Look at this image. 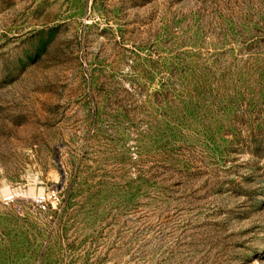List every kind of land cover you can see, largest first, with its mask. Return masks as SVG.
Here are the masks:
<instances>
[{"label": "rangeland", "instance_id": "1", "mask_svg": "<svg viewBox=\"0 0 264 264\" xmlns=\"http://www.w3.org/2000/svg\"><path fill=\"white\" fill-rule=\"evenodd\" d=\"M0 264H264V0H0Z\"/></svg>", "mask_w": 264, "mask_h": 264}, {"label": "built area", "instance_id": "2", "mask_svg": "<svg viewBox=\"0 0 264 264\" xmlns=\"http://www.w3.org/2000/svg\"><path fill=\"white\" fill-rule=\"evenodd\" d=\"M53 196H56V194H53ZM13 198H9L8 200H12ZM48 197L47 196H41L38 199H36L37 204L39 207L45 209L47 207V202H48Z\"/></svg>", "mask_w": 264, "mask_h": 264}]
</instances>
